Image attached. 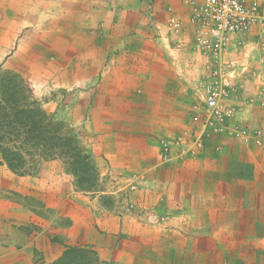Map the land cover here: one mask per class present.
Returning a JSON list of instances; mask_svg holds the SVG:
<instances>
[{"label":"rangeland","instance_id":"rangeland-1","mask_svg":"<svg viewBox=\"0 0 264 264\" xmlns=\"http://www.w3.org/2000/svg\"><path fill=\"white\" fill-rule=\"evenodd\" d=\"M172 1L188 16L164 0H0V70L98 171L80 190L61 158L24 175L0 163V264H52L66 245L116 264H264V34L233 36L217 59L197 44L203 0ZM224 78L218 120L206 99ZM197 173L204 187L178 181ZM215 180L241 188L212 200ZM208 204L230 221L211 223Z\"/></svg>","mask_w":264,"mask_h":264},{"label":"trees","instance_id":"trees-1","mask_svg":"<svg viewBox=\"0 0 264 264\" xmlns=\"http://www.w3.org/2000/svg\"><path fill=\"white\" fill-rule=\"evenodd\" d=\"M58 158L65 161L80 190L95 185L97 167L78 136L40 105L19 73L0 70V163L24 175L42 160ZM52 264L116 263L101 260L90 247L66 245Z\"/></svg>","mask_w":264,"mask_h":264},{"label":"built area","instance_id":"built-area-1","mask_svg":"<svg viewBox=\"0 0 264 264\" xmlns=\"http://www.w3.org/2000/svg\"><path fill=\"white\" fill-rule=\"evenodd\" d=\"M199 48L220 59L233 36H246L256 29L264 34V0H203L195 16ZM175 26L181 24L175 21ZM224 84L212 87L206 99L210 116L220 120L223 98L228 94Z\"/></svg>","mask_w":264,"mask_h":264},{"label":"crops","instance_id":"crops-1","mask_svg":"<svg viewBox=\"0 0 264 264\" xmlns=\"http://www.w3.org/2000/svg\"><path fill=\"white\" fill-rule=\"evenodd\" d=\"M164 2L165 3H171V4H175V9H176V11L177 12H179L181 15H184V17H187L188 16V14H189V11H188V9L186 10V8H185V6H181V4H179L177 1H172V0H164ZM159 25L161 26V28H162V31H161V34H162V38L163 39H167L168 37H169V35H168V31H167V25H165V23L164 22H162V21H160V23H159ZM190 27H193V26H191V25H189ZM189 29V28H188ZM188 29L186 28V31H188ZM252 34H254V35H259V34H261L260 33V31L258 30V29H256ZM234 37H236V35L234 36ZM184 43L182 42V45H183ZM180 45H181V43H180ZM166 46H168V49L167 50H169V51H171V52H178L179 51V48H177V47H173V46H171L170 44H166ZM168 60V59H167ZM164 67L166 68V69H168L169 71L168 72H166V75L169 73V74H172L174 77H176V76H178L179 74H181L180 73V71H177L174 67V65H172V63L168 60V62L167 61H164ZM174 73H173V72ZM171 72V73H170ZM147 76V75H146ZM149 77H148V79L146 78L145 80H150L152 77H153V74H150V75H148ZM180 76V75H179ZM179 76H178V78H179ZM146 87H147V84H144ZM149 87H150V84H149ZM150 172H152V171H150ZM153 173V172H152ZM216 175V173H214V176ZM203 176H204V173H197V176L194 174V177L192 178V179H186L184 176L182 177V178H179L178 179V181H180V184H183V183H185V181H186V185L187 186H189V187H192V188H195L196 189V187L198 186H200V185H202L203 186ZM257 176V171H256V169H255V173H254V176H253V178L252 179H255V177ZM181 179V180H180ZM177 181V179L174 177V178H172V180L170 181V183H179ZM255 181H257V179L255 180ZM197 185V186H196ZM244 186V185H243ZM255 186H257V184H255ZM188 187V188H189ZM197 187V188H198ZM204 187V186H203ZM238 188H241V185H239V186H237V185H235L233 182H228V181H226V182H224L223 184H221L220 183V180H215L214 182H213V186L211 187V188H209V192L210 193H208L209 194V198L210 199H215V196L216 197H218V196H228V195H230V193H234L235 191H236V189H238ZM261 188V187H260ZM191 189V188H190ZM205 189V188H204ZM239 190V189H238ZM209 199V200H210ZM207 206V209L209 210L210 209V205L208 204V205H206ZM231 210H233L235 207L234 206H230L229 207ZM245 210V209H244ZM246 211V210H245ZM207 212V211H206ZM218 212H222V213H224L223 212V210L221 209V210H218ZM207 215H208V217L210 216V218H211V223L212 222H214L215 223V220L216 219H214V217H213V215L215 216V213L213 214V211L212 210H209L208 212H207ZM224 215V214H223ZM223 215H220V216H218L219 217V220H216V222L218 221V222H221V220L223 221V222H225V223H227V222H229L230 221V219H228V217H227V219L225 218V217H222ZM216 217V216H215ZM216 249V248H215ZM207 251H209V250H211L209 247L206 249ZM214 250V249H213ZM217 251V250H216Z\"/></svg>","mask_w":264,"mask_h":264}]
</instances>
